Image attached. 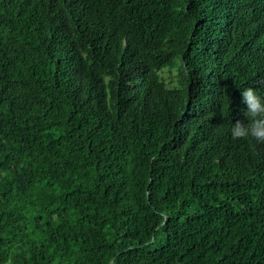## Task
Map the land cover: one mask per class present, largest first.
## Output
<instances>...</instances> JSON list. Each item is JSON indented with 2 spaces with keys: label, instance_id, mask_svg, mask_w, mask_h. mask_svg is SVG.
Masks as SVG:
<instances>
[{
  "label": "trees",
  "instance_id": "16d2710c",
  "mask_svg": "<svg viewBox=\"0 0 264 264\" xmlns=\"http://www.w3.org/2000/svg\"><path fill=\"white\" fill-rule=\"evenodd\" d=\"M247 86L264 0H0V264H264Z\"/></svg>",
  "mask_w": 264,
  "mask_h": 264
},
{
  "label": "clouds",
  "instance_id": "9594fccd",
  "mask_svg": "<svg viewBox=\"0 0 264 264\" xmlns=\"http://www.w3.org/2000/svg\"><path fill=\"white\" fill-rule=\"evenodd\" d=\"M241 99L246 105L244 114L247 123L241 121L231 123L230 138L233 141L252 140L256 144L264 145V90L251 86L241 87ZM230 103L231 101L229 106Z\"/></svg>",
  "mask_w": 264,
  "mask_h": 264
},
{
  "label": "rangeland",
  "instance_id": "374dc122",
  "mask_svg": "<svg viewBox=\"0 0 264 264\" xmlns=\"http://www.w3.org/2000/svg\"><path fill=\"white\" fill-rule=\"evenodd\" d=\"M165 74V73H164Z\"/></svg>",
  "mask_w": 264,
  "mask_h": 264
}]
</instances>
